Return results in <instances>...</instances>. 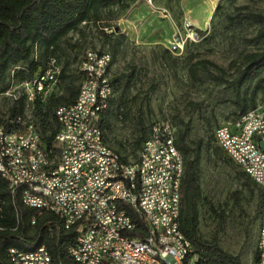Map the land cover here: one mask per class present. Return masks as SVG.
<instances>
[{
	"label": "rangeland",
	"instance_id": "374dc122",
	"mask_svg": "<svg viewBox=\"0 0 264 264\" xmlns=\"http://www.w3.org/2000/svg\"><path fill=\"white\" fill-rule=\"evenodd\" d=\"M217 8V9H216ZM194 24L192 36L202 37L177 44L184 20ZM264 25V0H129L126 10L118 6L100 12V21L86 24L80 33L70 34L73 47L61 46L60 63H68L66 82L77 87V63L85 49L108 52L112 57L110 75L119 79L104 128L105 142L127 161L137 157L135 140L152 124L167 122L176 132L187 124V145L194 148L202 140L197 165L201 196L225 219L214 220L207 205H198V233L204 239L216 237L218 245L237 256L241 264H252L257 241V219L249 238L244 225L257 208L255 195L237 177V168L215 154L214 129L235 118L233 101L242 57L264 51V40L254 41ZM113 32L105 42L98 31ZM197 36V35H196ZM192 57L206 60L223 70L197 67L188 70ZM130 82L129 90H123ZM245 87L239 91L241 93ZM56 94L65 95V83ZM118 100L122 105L118 108ZM256 107L264 105V91L256 95ZM9 100L0 97V116ZM209 141V147L206 143ZM239 192L242 211L234 209L229 196Z\"/></svg>",
	"mask_w": 264,
	"mask_h": 264
},
{
	"label": "built area",
	"instance_id": "2783aa9c",
	"mask_svg": "<svg viewBox=\"0 0 264 264\" xmlns=\"http://www.w3.org/2000/svg\"><path fill=\"white\" fill-rule=\"evenodd\" d=\"M183 32L179 33L177 44L194 40L190 19L184 20ZM110 61L107 52L87 49L77 66L84 79L83 106L73 113L59 106L60 112L68 117L69 135L59 139L58 147L34 146L31 131L37 128L29 109H26L19 124V134H10L0 124V170L6 173L9 192L26 197L29 208L37 211L55 209L68 219L69 229L87 224V213H96L92 240L74 242L67 248V254L74 262L81 264L149 263L146 250H162L172 264H177L175 250L163 245L162 235L158 234L152 209H161L172 230L183 235L179 227H174L178 181H182L184 163L174 145V131L167 122L152 125L153 141H150L153 164H146L142 148V159L129 163H115L110 154L98 152L94 120L91 109H107L114 96L110 83V73H100V63ZM60 67L51 60L46 73L31 82H22L4 93L16 101L22 91L26 96V106L33 101L35 94L46 97L56 84ZM216 145L224 151L231 162L248 175L259 188L263 201L259 209L257 230L256 264H264V105L249 110L239 118L220 124L214 130ZM164 146H171V153H164ZM49 149L52 157H59V164L44 162L41 150ZM237 154H247V164L237 162ZM3 159H12L14 168H5ZM159 175H167L166 183H159ZM18 183H30V191H18ZM128 198L132 214H139V223L149 224L150 235L140 233L139 225H131L129 218L122 216L119 209L109 206V199ZM160 198H172V205L161 206ZM184 236V235H183ZM190 246V241L185 237ZM106 241L101 253H94V244ZM10 253H13L10 251ZM23 264H40V255H15ZM192 256L191 264L196 261ZM152 264V263H149Z\"/></svg>",
	"mask_w": 264,
	"mask_h": 264
},
{
	"label": "trees",
	"instance_id": "16d2710c",
	"mask_svg": "<svg viewBox=\"0 0 264 264\" xmlns=\"http://www.w3.org/2000/svg\"><path fill=\"white\" fill-rule=\"evenodd\" d=\"M114 6L126 10L129 7V0H0V97L9 100L5 111L0 116V124H3L10 131L17 130L20 127L18 125L10 126L8 120L12 119L13 124L16 117H23L25 110L29 109L33 123L41 134L43 144L48 148L54 146L53 140L58 131L54 112L61 105L74 103L79 85L84 79L83 74L76 67L77 87L73 86L72 81L66 82L68 63L64 65L60 63L59 51L61 46L73 47L70 44L71 38L69 35L80 33L81 28L86 24L99 22L100 12ZM98 33L105 42L111 41L114 35L113 32H106L103 29H100ZM195 34L199 37L205 35L204 32L199 30H196ZM257 40H264V25L257 30L254 36V41ZM191 59L188 64V70L191 73H194L197 67L209 66L223 74V70L206 60H198L197 57ZM51 60H55L60 67V72L56 76L57 81L53 90L46 97L35 94L33 101L26 106V96L22 91L16 101H11V99L4 96V93L13 86L22 82H31L43 76L50 68ZM61 82L65 83V95L56 94ZM118 82V78L110 77L114 94L119 90ZM129 83L127 82L123 94L129 90ZM242 87L245 88L239 93ZM236 90L237 96L233 101V105L237 113L231 121L256 108V95L264 91V51L250 52L243 55ZM121 101L118 100V108L122 105ZM114 102L115 100L112 98L108 108L99 116V127L103 133L107 116ZM152 125L149 126L147 133L141 131L139 137L136 138L134 144L137 148V154ZM171 128L174 131V145L181 154L184 163L183 179L180 187L178 226L184 238L186 237L191 243L192 253L190 258L196 256L197 259L194 264H241L239 257L228 254L221 249L215 236L211 239H204L199 235V202L203 201L207 205L208 211L218 223L224 221L225 211L215 208L201 196L197 165L203 144L202 140H198L193 149L189 148L186 141L187 124H184L178 132L172 126ZM209 141L215 143L214 131L213 137H210ZM209 141L206 143L208 147ZM213 151L222 162L235 166L217 145L213 148ZM122 158L123 161L127 160L123 156ZM235 167L237 168V177L244 181V186L251 194L255 195L257 201L253 218L247 220L244 225V235L249 238L254 220L257 219L258 221L263 197L251 178L237 166ZM229 198L233 208L242 211L239 192H233ZM125 206L123 204L119 205L123 210L125 208L126 213L135 224L139 225L140 233L146 235L145 225L136 221L137 218L130 212V208ZM31 221H33V224H31ZM78 234L81 233L78 232L76 226L65 229L61 220L55 214L45 210L37 211L25 207L21 202L19 193L12 197L7 182L0 177V264H11L8 257L10 251L32 252L40 246H43L48 252L51 257V264H77L67 254V248L76 241ZM257 258L256 241L252 264H256Z\"/></svg>",
	"mask_w": 264,
	"mask_h": 264
},
{
	"label": "bare ground",
	"instance_id": "6f19581e",
	"mask_svg": "<svg viewBox=\"0 0 264 264\" xmlns=\"http://www.w3.org/2000/svg\"><path fill=\"white\" fill-rule=\"evenodd\" d=\"M193 35V33H192ZM196 36V34H194ZM100 73L101 74H109L110 73V61H102L100 63ZM83 106V87L80 84L78 88L77 98L71 105H63L62 108L66 110V113H73L76 109H82ZM106 109H91V120H94V131L96 132V139L98 145V152L102 154H110L115 159V163H129L130 161H123L122 156L115 150L111 149L104 139V133L102 129L99 127V116ZM54 117L58 125L57 136L54 138L53 147H58L59 139H67L69 135V122L68 117L63 115L60 112L59 107L54 112ZM7 120V119H6ZM23 120V117H16L13 120V124H19ZM19 126V125H18ZM16 127V126H15ZM17 128V127H16ZM10 134H19V128L14 131H10ZM154 138V129L150 128L149 134L145 141L143 142L141 148L144 152L145 162L146 164H153V153H151V145L150 141H153ZM31 142L34 146H44L41 134L37 130V128H33L31 131ZM142 150H140L137 154L136 159H142ZM164 153H171V146H164ZM41 158L44 162H50V164H59V157H52V153L49 152V149L41 150ZM237 162L239 164H247V154H237ZM3 166L5 168H14V161L12 159H3ZM0 177L6 181V173L4 170H0ZM167 175H159V183H166ZM182 181H178V194L176 195V211H175V220L174 227L178 226V218H179V208H180V187ZM18 191H30V183H18ZM11 196L12 193L10 192ZM21 198V202L25 207H28L26 197L23 194H19ZM13 197V196H12ZM120 204L126 205L125 207L130 208L131 205L128 198H114L109 199V206H114L115 209H119L122 213V216L125 218H129L131 225H136L135 222L131 219V217L124 210L119 207ZM161 206L172 205V198H160ZM123 207V206H122ZM29 208V207H28ZM127 209V208H126ZM45 211H49L55 214L62 222L63 227L65 229L69 228L68 219L62 212L56 211L55 209H47ZM128 212V211H127ZM137 220L139 221V214H133ZM152 217L153 220H156L157 231L159 235H162L163 245L166 248L171 250H175V254L177 256V264H191L192 258H190V246L187 243L186 239L183 235L178 234L176 231L172 230V224L167 223V217L162 216L161 209H152ZM96 222V213H87V224H83L80 228L79 239L81 241H89L92 240V232H93V224ZM33 224V221H31ZM146 229V235H150V227L149 224L143 223ZM78 241V237L75 242ZM106 248V241H98L94 244V253H101L103 249ZM46 252V255H40V264H51V257L43 246L36 248L32 252H23L20 250H14L13 253L15 255L20 256H31L40 252ZM13 253H10L9 261L11 264H23L22 261L16 259ZM146 258L149 260V263L152 264H172L170 258H166L165 254L162 250H146ZM77 264H81V262H76ZM142 263V264H149ZM104 264H114V261H106Z\"/></svg>",
	"mask_w": 264,
	"mask_h": 264
},
{
	"label": "water",
	"instance_id": "95a60500",
	"mask_svg": "<svg viewBox=\"0 0 264 264\" xmlns=\"http://www.w3.org/2000/svg\"><path fill=\"white\" fill-rule=\"evenodd\" d=\"M260 149L264 151V143L260 144Z\"/></svg>",
	"mask_w": 264,
	"mask_h": 264
}]
</instances>
